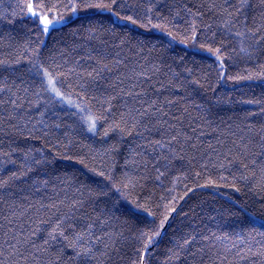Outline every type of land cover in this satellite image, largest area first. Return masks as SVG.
Wrapping results in <instances>:
<instances>
[{
    "label": "snow or ice",
    "instance_id": "1",
    "mask_svg": "<svg viewBox=\"0 0 264 264\" xmlns=\"http://www.w3.org/2000/svg\"><path fill=\"white\" fill-rule=\"evenodd\" d=\"M16 7L35 39L21 45L11 33L0 37V135L9 145L0 149V264H157L177 204L203 189L219 192L227 207L209 217L214 230L204 224L174 239L163 264H264V242L254 251L249 239L264 236V88L239 101L255 111L214 119L222 84L264 83V0H24ZM104 13L108 23L95 18ZM16 15L4 18L13 23ZM72 17L81 21L77 47L87 50L79 59L65 51L59 61L55 53L45 58L39 37ZM121 22L158 30L167 42L118 35ZM176 43L212 58L215 81L194 75L184 57H169ZM237 62L250 67L229 74ZM206 129L215 143H204ZM58 159L100 179L56 175ZM150 184L166 194L154 199ZM221 189L252 193L259 215Z\"/></svg>",
    "mask_w": 264,
    "mask_h": 264
},
{
    "label": "trees",
    "instance_id": "2",
    "mask_svg": "<svg viewBox=\"0 0 264 264\" xmlns=\"http://www.w3.org/2000/svg\"><path fill=\"white\" fill-rule=\"evenodd\" d=\"M23 2L24 0H0V37H4L5 39H7V34L11 33L16 38V41L21 45L30 37L32 39H35V36L29 32V29L34 27L32 21L22 18L19 14V8L16 7L17 4ZM143 2L147 3V0H143ZM163 2L171 3V0H163ZM94 11L95 10H90L89 15H91V13ZM13 12H16L17 15L11 17L14 22L9 23L8 19L4 17L6 15H10ZM142 12L143 10H141V14ZM80 15L84 16L85 13H80ZM95 18L102 19L105 21V23H108L107 13H104L103 15L98 14ZM112 19L114 20L115 18L113 17ZM80 23V20H78L76 17H72L71 23H55V25L51 27L50 32L46 36L41 35L39 38L41 40H44L45 42V47L43 49L45 58H47L50 53H55L57 55V60L59 61V53L61 51H65L71 53V57L73 59H79V56L83 55L87 50L86 48L81 49L77 47L79 44L84 43V41L81 36L73 35V30L78 27ZM118 35L135 37L140 40H144L146 42L154 43L157 45H159L162 41L166 44L168 39L158 30L152 29L149 31L137 26H133L131 24L124 26L123 22H121V26L118 28ZM132 43L135 44L136 39H133ZM88 47H91V45H89ZM3 50L5 49H0V51ZM125 51L127 50L125 49ZM167 55L169 57H176L177 63H179L180 57H184V63L187 65V67L193 69L194 75L209 73L212 81H215L216 65L214 60L212 58H209L207 54L198 52L192 49L191 46L186 49L185 46L176 43L173 49L170 50ZM70 65L71 60L69 66ZM209 65H212V67H209ZM245 67H250V65H245L244 62H237L228 66V72L231 75H235L237 73L243 74ZM180 70L181 69H177V71ZM262 88H264V83L260 81H227L226 84H222L217 92V95L220 96L223 103L220 107L215 109L216 115L214 116V119L216 120V122L220 123L221 117L224 121L227 122L229 121V118L237 119L238 117H242L244 112L246 111H255L256 107L254 105H244L239 103V101L241 99H251L254 95L258 97L261 93ZM209 95L211 94L209 93ZM34 115L36 114L34 113ZM49 115L51 118V114ZM60 115L63 116L64 113H60ZM68 122L71 123V120H68ZM224 126V124H221V127ZM205 131L209 134L203 137L204 143H215V140L211 135V129H206ZM78 138L83 140V142L85 143H91V141L86 137ZM94 139L98 140L99 138L97 137ZM0 141H3L2 143H0V149L7 151L9 147L7 138L0 135ZM30 143L37 148L41 146L40 141H31ZM109 143H111V141H109ZM95 147L99 148L101 147V145L97 143ZM118 159L121 158L118 157ZM177 167H179V164L177 165ZM9 168L11 169L12 166H9ZM54 169L56 175L64 176L65 174H67L69 179H71L72 174L75 173L78 183H93V181L100 179L99 177H93L91 173L87 172L86 169H83V167L77 164L75 160L68 161L58 159L54 164ZM233 171H236V169L233 168ZM224 174L227 175V172H225ZM164 185L165 188L171 186L168 178L164 180ZM59 187H63V185H60ZM59 187L57 190H59ZM149 187L152 188L155 193V196L153 197L154 199L161 194H166L164 190H162L159 186H153L150 184ZM71 191L72 190L69 189V194H71ZM176 191L182 193V183H177ZM220 191L231 194L233 199H239L241 202L247 201L250 205L249 210L254 211L257 215H259V203L255 202L257 198L252 193H247L246 189V195L241 193H233L231 189H221ZM46 194L51 195L52 193L49 191ZM61 196H63V193H61ZM222 206L227 207L226 201L221 197L219 192H215L213 189L197 190L195 194L190 193L189 196L185 197L183 201H179V203L177 204V212L172 214L169 221L165 224V227L162 230V237L160 238V244L157 250V264H163L167 256L168 249L173 246L172 241L174 239H179L181 236L192 232L193 229L199 230L203 228L204 224L213 226L212 221L209 219V217L215 216L216 211ZM121 207L122 209H126L130 207V205L122 201ZM192 209H195V213H193ZM117 215H120V213L118 212ZM156 223L159 224V218H157ZM249 239L254 251L256 248H259L261 246L262 242H264V236H261L258 233L253 234V236H251ZM227 243L230 246L231 242L229 241ZM237 243H239V241H237ZM217 247L222 248L223 245L218 243ZM254 259L258 260V258ZM180 264H183V261H181ZM247 264H253V260L250 259Z\"/></svg>",
    "mask_w": 264,
    "mask_h": 264
},
{
    "label": "rangeland",
    "instance_id": "3",
    "mask_svg": "<svg viewBox=\"0 0 264 264\" xmlns=\"http://www.w3.org/2000/svg\"><path fill=\"white\" fill-rule=\"evenodd\" d=\"M53 25H55V23H54ZM53 25H52V26H53Z\"/></svg>",
    "mask_w": 264,
    "mask_h": 264
}]
</instances>
